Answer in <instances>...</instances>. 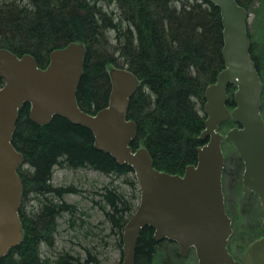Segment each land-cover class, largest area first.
I'll list each match as a JSON object with an SVG mask.
<instances>
[{
  "label": "trees",
  "instance_id": "1",
  "mask_svg": "<svg viewBox=\"0 0 264 264\" xmlns=\"http://www.w3.org/2000/svg\"><path fill=\"white\" fill-rule=\"evenodd\" d=\"M236 1L242 7L249 2ZM222 31L219 8L208 0H0V49L29 54L45 68L51 51L70 42L85 45L77 91L84 112L94 114L108 103V72L114 67L107 65L126 68L138 78L127 112L137 127L130 145L145 147L154 168L169 174L182 175L187 166L195 165L197 149L204 144L199 138L206 118L204 91L224 68ZM29 108L25 104L19 111L12 138L24 159L18 169L23 240L0 258V264H106L94 248L84 247L82 254L57 250L59 221L75 237L90 236L92 241L96 234L77 206L64 200L75 188L51 184L53 172L55 167H88L118 176L136 189L134 173L96 150L86 128L60 117L46 126L35 124ZM127 197L124 190L104 187L100 202L121 253L123 227L134 211ZM160 243L153 240V229L141 230L134 264H155ZM43 249L49 254L43 255Z\"/></svg>",
  "mask_w": 264,
  "mask_h": 264
},
{
  "label": "water",
  "instance_id": "2",
  "mask_svg": "<svg viewBox=\"0 0 264 264\" xmlns=\"http://www.w3.org/2000/svg\"><path fill=\"white\" fill-rule=\"evenodd\" d=\"M219 8L222 24L224 68L204 91V130L199 138L197 162L182 175L156 170L145 147L133 149L137 127L128 119L130 99L138 78L126 68L108 72L111 90L106 107L94 114L77 102L86 47L70 42L49 54L45 68L33 56H18L0 49V258L19 246L23 225L19 216L23 185L18 174L23 155L12 145L18 113L29 104V119L48 125L54 117L89 130L96 150L109 155L134 173L139 203L122 231V264H134L141 230L153 229V240L175 243L184 257L193 249L197 264H241L229 253L232 222L225 210L222 178L223 141L235 148L244 170L243 197L255 195L263 210L264 230V121L260 113L262 83L250 49L247 10L236 0H208ZM232 87L233 107L228 89ZM236 126L225 135L219 126ZM244 264H264V237L246 249Z\"/></svg>",
  "mask_w": 264,
  "mask_h": 264
},
{
  "label": "rangeland",
  "instance_id": "3",
  "mask_svg": "<svg viewBox=\"0 0 264 264\" xmlns=\"http://www.w3.org/2000/svg\"><path fill=\"white\" fill-rule=\"evenodd\" d=\"M243 4L248 12L247 32L250 37L252 56L255 58L262 83L260 113L264 121V0H249L248 3ZM111 67L115 68V66L109 67L107 65L108 69ZM232 91L234 92V89ZM233 92L228 93L229 98ZM233 127H235L234 123H223L219 126V132L225 135ZM222 151L224 155L222 188L225 210L231 219L233 231L229 238L228 250L236 261L244 264L243 258L247 247L253 241L264 237L263 210L255 195L251 194L247 199L243 197L242 175L244 167L233 145L223 141ZM51 184L54 186L72 185L77 190V193H69L64 200L66 203L77 206L79 213L84 214V220L89 222L92 231L96 234L92 241L90 236L86 239L80 235L75 237L65 223L59 221L55 237L57 250H72L82 254L84 247L94 248L93 250L97 252L99 259L106 264H122L121 249L115 244L117 237L110 234L109 223L105 221L104 215L100 211L101 193L104 187L124 190L128 194L127 198L132 202L133 210H135L140 198L138 185L135 189L123 183L118 176H106L89 168L66 170L65 167H55ZM132 194L133 196H131ZM31 205H33L32 201L27 203V206L24 207L25 210L30 211ZM160 242L155 264H197L193 249L182 257L179 255L177 246L164 241ZM45 252L46 250L43 249V255Z\"/></svg>",
  "mask_w": 264,
  "mask_h": 264
},
{
  "label": "flooded vegetation",
  "instance_id": "4",
  "mask_svg": "<svg viewBox=\"0 0 264 264\" xmlns=\"http://www.w3.org/2000/svg\"><path fill=\"white\" fill-rule=\"evenodd\" d=\"M79 169H88V167H79V168H77V169H75V170H79ZM66 170H68V168L66 169ZM91 170H93V169H91ZM93 171H95V170H93ZM60 187H62V186H60ZM66 187V189H68V187H70V188H74L72 185H68V186H65ZM73 193H77V190L75 189V191H73ZM68 192L65 194V197L66 196H68ZM72 194V193H71ZM64 197V198H65ZM224 204H225V202H224ZM164 242H166V243H168V244H174L175 246H177L175 243H173V242H171V241H168V240H164ZM178 248V247H177Z\"/></svg>",
  "mask_w": 264,
  "mask_h": 264
}]
</instances>
